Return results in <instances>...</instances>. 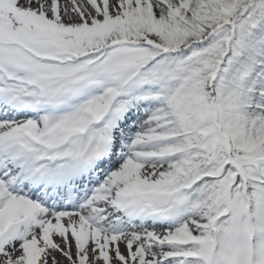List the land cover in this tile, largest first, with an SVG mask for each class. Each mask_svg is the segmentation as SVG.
<instances>
[{"label": "snow or ice", "instance_id": "1", "mask_svg": "<svg viewBox=\"0 0 264 264\" xmlns=\"http://www.w3.org/2000/svg\"><path fill=\"white\" fill-rule=\"evenodd\" d=\"M0 264H264V0H0Z\"/></svg>", "mask_w": 264, "mask_h": 264}]
</instances>
